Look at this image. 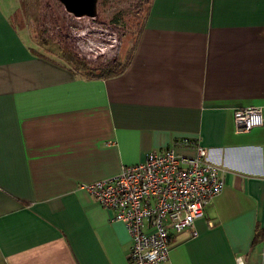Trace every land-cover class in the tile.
<instances>
[{"label": "crops", "instance_id": "crops-1", "mask_svg": "<svg viewBox=\"0 0 264 264\" xmlns=\"http://www.w3.org/2000/svg\"><path fill=\"white\" fill-rule=\"evenodd\" d=\"M8 1L0 264H130L125 225L80 186L149 153L192 157L196 147L223 189L195 221L196 237L172 236L163 264H264V0H150L126 70L105 79L76 77L34 47L11 27L18 1ZM248 107L261 108L262 125L237 133L234 112Z\"/></svg>", "mask_w": 264, "mask_h": 264}, {"label": "built area", "instance_id": "built-area-1", "mask_svg": "<svg viewBox=\"0 0 264 264\" xmlns=\"http://www.w3.org/2000/svg\"><path fill=\"white\" fill-rule=\"evenodd\" d=\"M262 125L260 107L234 112L237 133ZM182 145H187L184 141ZM111 221L122 222L130 238V264H163L168 260L172 236L186 230L196 237L194 223L223 189L219 168L210 163L205 149L182 156L172 149L152 152L111 178L80 186ZM237 264H242L240 258Z\"/></svg>", "mask_w": 264, "mask_h": 264}, {"label": "trees", "instance_id": "trees-1", "mask_svg": "<svg viewBox=\"0 0 264 264\" xmlns=\"http://www.w3.org/2000/svg\"><path fill=\"white\" fill-rule=\"evenodd\" d=\"M17 1V8L9 16L11 27L16 31L26 30L28 32V30H31L30 36L33 39L34 47L47 49L49 53L54 55L53 58H58V61L53 62L65 67L74 76L86 79H105L118 77L126 70L133 54V49L129 57L123 62L119 60L103 62L101 57H97L95 60H88L81 58L67 42L61 39V36L56 32L59 24L56 15V7L59 6L57 0ZM109 2V0H98V16H101L103 10L109 7ZM149 2L150 0H131V9L138 14L145 12ZM120 19V14L115 13L109 21L116 29ZM28 24L30 25L29 27L27 26ZM50 47H54V51ZM36 55L43 58L40 54Z\"/></svg>", "mask_w": 264, "mask_h": 264}, {"label": "rangeland", "instance_id": "rangeland-1", "mask_svg": "<svg viewBox=\"0 0 264 264\" xmlns=\"http://www.w3.org/2000/svg\"><path fill=\"white\" fill-rule=\"evenodd\" d=\"M109 1V7L103 10L101 16H98L97 10L95 19L74 18L61 9L60 5L56 7L59 20L56 32L81 58L91 57V60H95L101 57L103 62H108L109 58L116 56V60L123 62L129 52V46L133 43L132 40L145 12L134 13L130 5L131 0ZM7 5H9L8 0H0V6L4 12H6ZM115 13L120 14L121 17L116 29L109 21ZM28 32L30 34L31 30ZM50 48L52 51L55 49Z\"/></svg>", "mask_w": 264, "mask_h": 264}, {"label": "water", "instance_id": "water-1", "mask_svg": "<svg viewBox=\"0 0 264 264\" xmlns=\"http://www.w3.org/2000/svg\"><path fill=\"white\" fill-rule=\"evenodd\" d=\"M62 9L74 18L95 19L98 0H57Z\"/></svg>", "mask_w": 264, "mask_h": 264}]
</instances>
